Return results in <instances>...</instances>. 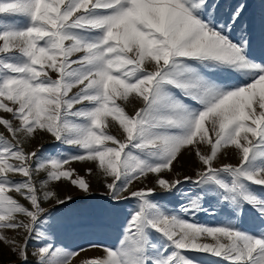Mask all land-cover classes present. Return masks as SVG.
<instances>
[{
  "label": "snow or ice",
  "instance_id": "obj_1",
  "mask_svg": "<svg viewBox=\"0 0 264 264\" xmlns=\"http://www.w3.org/2000/svg\"><path fill=\"white\" fill-rule=\"evenodd\" d=\"M245 8L223 0H0V110L12 115H0L11 137L0 132V241L20 264H27L28 242L48 214L43 202L73 200L60 198L51 183L67 180L91 193L83 176L74 178L75 169L65 168L71 161L95 162L111 177L105 186L112 200L139 201L119 246L90 244L105 255L82 264H201L186 252L264 264V192L253 187H264V57L252 52L241 22ZM73 88L79 90L69 95ZM132 96L143 107L129 114L117 101ZM109 117L123 140L107 131ZM38 132L83 152L45 157L39 149L26 151L25 141ZM205 144L210 154L201 152ZM189 147L202 165L195 180L164 178ZM229 147L238 150L239 163L214 166ZM39 172L46 173L39 188L49 189L42 194L33 179ZM150 173L167 195L187 201L180 213L194 214L211 197L229 222H189L155 201L156 188L129 191ZM189 182L195 192L182 190ZM241 217L257 222L254 231L233 223ZM4 229H22L24 243ZM160 237L159 245L153 242ZM86 250L44 242L36 255L39 264H72Z\"/></svg>",
  "mask_w": 264,
  "mask_h": 264
},
{
  "label": "rangeland",
  "instance_id": "obj_2",
  "mask_svg": "<svg viewBox=\"0 0 264 264\" xmlns=\"http://www.w3.org/2000/svg\"><path fill=\"white\" fill-rule=\"evenodd\" d=\"M225 6H234L238 3L246 5L244 14L241 18L242 24L248 28V38L251 43L253 54L260 58L264 57V0H223ZM82 55L76 54V56ZM151 68V65H148ZM53 79L57 77V73L49 72ZM231 79L238 80L236 74L231 76ZM78 88H73L72 95ZM192 107L199 105L195 101L189 99L185 100ZM118 104L125 108L129 114L143 107V101L138 97L132 96L127 102L118 100ZM76 107H80L77 105ZM0 115L5 118L12 119V115L0 110ZM14 123H18L14 121ZM107 131L115 135L118 139H124V133L116 122L111 117L107 120ZM0 132L10 139V135L6 132L2 125H0ZM26 151L40 150V153L45 157H70L72 155L82 154L83 150L78 149L71 145L62 144L56 141L51 134L38 132L34 137L29 138L24 144ZM200 150L203 154H210V146L200 145ZM35 163V161H33ZM224 163L238 164L239 152L233 147L222 150L218 159L214 162V166H219ZM202 165L198 161V157L192 147L184 151L177 161L173 164V171L171 173L165 172L161 175L169 180L183 179L184 176H192L195 180V173ZM65 168L75 169V176H83L91 185V193L85 194L76 186L70 184L67 180L60 182H52L50 190L57 193L60 198L65 196H72L73 200L67 202L66 205H57L55 200L43 202V207L47 210V215L44 217V222L36 229V234L31 236L28 242V260L27 264H39L37 250L43 246L44 242H51L55 247L67 251H76L81 248L87 249L80 253L79 256L72 260V264H82V262L90 257L104 256L105 253L102 249H89L90 244L103 245L107 247H118L119 241L123 239L125 229L127 227L130 214L136 210L139 201L136 198L129 196L127 200L115 201L107 193L106 183L112 182L111 177H105L98 169L95 162L90 161H71L70 164L65 165ZM91 168V173L88 169ZM14 180L24 179L19 174H10ZM46 178L45 172L35 173L33 176L37 184L38 191L42 194L44 190L40 189V181ZM157 176L155 174H148L147 177H141L139 180L134 181L129 191L154 187L156 192L153 194L155 201L160 203L169 211L179 214L182 218L187 219L189 222L206 225V226H221L229 222V217L226 213L219 211V206L216 201L211 197H206L202 201V209L193 213H180V205L187 204V201L182 196H169L155 183ZM256 192H264V187L253 186ZM185 192H195L197 186L193 183H184L181 186ZM14 198L21 203H27L20 194L12 191L10 193ZM124 195H127L125 193ZM18 219H23L27 222V217L18 214ZM233 223H238L247 231H254L255 223L252 220L245 221L243 217L239 220H233ZM4 235L9 238L16 239L20 243H24L26 234L22 229L2 230ZM42 234V235H40ZM163 238L154 240L153 242L159 245ZM203 242H213L211 238H206ZM226 242V241H225ZM190 257H196L201 264H228L220 257H215L211 254L200 252H186ZM0 264H20L19 257L12 251L11 246L0 241Z\"/></svg>",
  "mask_w": 264,
  "mask_h": 264
}]
</instances>
